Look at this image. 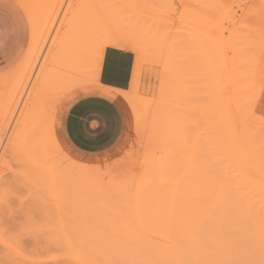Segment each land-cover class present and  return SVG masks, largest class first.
<instances>
[{"label": "rangeland", "instance_id": "1", "mask_svg": "<svg viewBox=\"0 0 264 264\" xmlns=\"http://www.w3.org/2000/svg\"><path fill=\"white\" fill-rule=\"evenodd\" d=\"M253 5L0 0V222L66 237L40 263L264 264V8ZM120 45L135 55L115 96L123 137L81 155L61 116L96 81L105 48ZM224 136L240 158L218 155ZM210 177L230 186L224 219L213 220Z\"/></svg>", "mask_w": 264, "mask_h": 264}, {"label": "crops", "instance_id": "2", "mask_svg": "<svg viewBox=\"0 0 264 264\" xmlns=\"http://www.w3.org/2000/svg\"><path fill=\"white\" fill-rule=\"evenodd\" d=\"M12 43H9L3 65L13 62ZM134 62L132 51L106 47L96 81L68 97V107L61 116L59 127L75 152L84 156L96 155L120 143L124 134V117L114 96L130 87Z\"/></svg>", "mask_w": 264, "mask_h": 264}, {"label": "bare ground", "instance_id": "3", "mask_svg": "<svg viewBox=\"0 0 264 264\" xmlns=\"http://www.w3.org/2000/svg\"><path fill=\"white\" fill-rule=\"evenodd\" d=\"M120 3V2H119ZM262 3H263V6H262ZM72 4V3H71ZM258 5V7L259 8H261V7H263L264 8V0H254V5H253V7H255V6H257ZM98 6V5H97ZM93 8V7H92ZM102 12V11H101ZM100 12V13H101ZM67 13V12H66ZM96 13H98V12H96ZM88 14V13H87ZM86 14V15H87ZM97 15V14H96ZM100 15V14H99ZM90 16V15H89ZM84 17V16H83ZM86 17V16H85ZM91 17V16H90ZM89 19V18H88ZM94 19V18H93ZM92 18H91V21L93 20ZM75 20V19H74ZM80 20V19H79ZM65 21V20H64ZM96 21H98L97 19H96ZM100 21V20H99ZM99 21H98V23H99ZM95 21H93V23H94ZM83 23V22H82ZM85 23H87L86 21H85ZM91 23V22H90ZM62 24V23H61ZM88 24V23H87ZM90 25H93V24H90ZM73 26V25H72ZM83 26V25H82ZM85 26H88V25H85ZM94 26V25H93ZM99 26V25H98ZM97 27V26H96ZM77 29H78V27H77ZM92 29V28H91ZM86 30H88V29H86ZM95 30H97V29H95ZM75 31V30H74ZM90 32V31H89ZM92 32V31H91ZM97 32H98V30H97ZM97 32H94V34L95 33H97ZM83 33V32H82ZM92 34H93V32H92ZM91 34V37H93L94 36V34L92 35ZM74 35V34H73ZM89 36V35H88ZM70 37V36H69ZM76 37V36H75ZM84 37H85V35H84ZM77 38V37H76ZM87 38V37H86ZM97 38V37H96ZM117 40V39H116ZM120 40V39H119ZM118 40V41H119ZM12 41V40H11ZM71 41H72V39H71ZM117 41V42H118ZM114 42H115V38H114ZM113 42V43H114ZM116 42V43H117ZM121 42H122V40H121ZM124 42V41H123ZM69 43V42H68ZM106 43H108V41L106 42ZM115 43V44H116ZM109 44V43H108ZM125 44H126V42H125ZM105 45H107V44H105ZM126 46V45H125ZM105 47V46H104ZM104 47L102 48L103 50H104ZM121 47V45L118 47V48H120ZM123 48H124V46H122ZM131 47V46H130ZM132 48V47H131ZM52 49V48H51ZM127 49V48H126ZM135 49V48H134ZM139 49V48H138ZM100 51H98V53H99ZM139 52H140V50H139ZM101 53V52H100ZM99 53V54H100ZM137 53V52H136ZM103 55V54H102ZM99 56H101V55H99ZM95 57H97L98 59H99V57H98V55L97 56H95ZM97 58H95L96 59V63L98 62V59ZM102 59V58H101ZM101 59H99L100 60V63H101ZM94 60V59H93ZM95 61V60H94ZM94 61L92 62L91 61V63L92 64H94ZM75 62V61H74ZM79 62V61H78ZM100 63H98V65L100 64ZM70 64V63H69ZM75 64V63H74ZM73 64V65H74ZM79 64V63H78ZM95 65H97V64H95ZM94 65V67H96ZM97 65V66H98ZM93 66V65H92ZM99 68H100V66H99ZM98 69V68H97ZM96 69H94V71H95ZM97 72H99V69H98V71ZM96 72V73H97ZM94 73V72H93ZM98 74V73H97ZM110 96V95H109ZM114 100H116L115 99V96H114ZM67 103V106L66 107H68V103H69V101L68 102H66ZM62 109V108H61ZM66 110V109H65ZM43 115V114H42ZM46 116V115H45ZM45 119V118H44ZM44 123H46V122H44ZM59 126H60V124H59ZM47 129V128H46ZM225 130H227V129H225ZM50 131V130H49ZM221 132H223L222 131V129L220 130ZM46 133V132H45ZM49 133H51V132H49ZM224 133V132H223ZM222 134V133H221ZM220 134V135H221ZM226 134V133H225ZM219 135V136H220ZM47 136V135H46ZM222 136H223V134H222ZM48 137V136H47ZM225 137V136H224ZM223 137V138H224ZM226 138L227 137H225V140H223V142L220 144V148H221V150L219 151L218 150V155L222 158V155H223V158L222 159H226V158H228L229 156H230V154H231V152H232V150L234 151L233 153H234V155H235V157L237 158H240V156L243 154V150L242 149H240V148H237L236 147V144H233V143H235V141L232 143L231 141H229V139L227 138V140H226ZM49 139V138H48ZM222 140V139H221ZM214 141V140H213ZM219 141H220V139H219ZM215 142V141H214ZM237 142V141H236ZM46 143V142H45ZM214 144H216V143H214ZM48 146V145H47ZM215 147H217V146H215ZM223 149V150H222ZM223 151V152H222ZM32 152H33V148H32ZM31 152V153H32ZM222 152V153H221ZM46 153V152H45ZM214 153V152H213ZM224 153V154H223ZM34 154V153H33ZM32 154V155H33ZM211 154V153H210ZM222 154V155H221ZM32 155H30L32 158H33V156ZM215 155H216V153H215ZM31 158V160H32V167H33V169H36V168H38L37 167V163L34 161V159H32ZM34 158H35V156H34ZM221 159V160H222ZM224 160H222V162H224ZM211 162V161H210ZM215 162L216 161H214L213 162V164H214V166H213V168H214V171H213V168H210L211 170H212V172H211V174H212V176L211 177H214L215 178V176H217V177H219V178H221L223 175H221V173H223L222 171H223V169L222 168H220V169H222L221 171H220V174H219V167H221V166H219V164H218V159H217V164H215ZM212 164V165H213ZM221 165V164H220ZM211 166V165H210ZM215 166H219V167H215ZM223 167V166H222ZM217 168V169H216ZM216 169V170H215ZM210 170V171H211ZM216 171H218V172H216ZM216 173H218V174H216ZM214 175V176H213ZM220 175H221V177H220ZM210 177V178H211ZM212 181V178L210 179V186H209V188H211L212 189V193H211V195H209V201H210V204H211V201H212V212H213V214H214V218H213V220L214 219H217L216 217H220L221 219H224L223 217H221V216H219V213L220 212H222L223 214H226V213H224V212H228V198H229V188H230V186H229V184H225L226 183V181L225 180H222V181H220L219 180V182H216L215 183V185L211 182ZM215 182V181H214ZM211 183L213 184V186L211 185ZM212 196V197H211ZM226 202H227V204H226ZM224 206H226V207H224ZM217 209V210H216ZM218 210H219V212H218ZM221 210H223V211H221ZM225 210V211H224ZM227 210V211H226ZM216 211V212H215ZM209 212H210V210H209ZM216 213V214H215ZM222 213H220V214H222ZM212 214V215H213ZM216 215H218V216H216ZM210 217V216H209ZM227 217V216H226ZM221 219L219 220V221H221ZM217 221V220H216ZM218 221V223L219 224H217V226L218 225H220L222 222H223V220H222V222L220 223ZM225 222H226V220H225ZM225 222H223V224H226ZM222 224V225H223ZM221 225V226H222ZM182 226H184V229H186V228H188V226L186 227L185 225H182ZM214 229V228H213ZM222 229V228H221ZM218 230H219V228H218ZM180 231V230H179ZM182 231V230H181ZM180 231V232H181ZM219 231H221V230H219ZM182 233H183V231H182ZM7 236V241L8 242H6V238L4 239L3 238V236ZM193 236V235H192ZM185 237L186 236H184V238L183 239H185ZM187 238H189V236H187L186 237V239ZM185 239V240H186ZM190 240V242H189V244H192V242L194 241V242H197V241H195V240H193L194 239V237H191L190 236V238H189ZM193 241H192V240ZM55 240H57V241H62V243H60V244H62V245H64V243L63 242H65L66 241V243H65V246L67 245V240H66V237L65 236H63L62 237V239H54V238H52V237H50V236H47V237H44V238H39V236H37V235H33V233L31 232V231H27V230H20L19 229V227H18V225H16V224H7V223H4V222H0V264H53V263H51V261H48V259L46 260V261H44L43 263H40L39 262V260L40 259H38V256H39V258H40V255H43L42 254V252L45 254H47L48 252L47 251H49L51 248L54 250V246H55ZM187 241V243H188V240H186ZM192 241V242H191ZM39 242H40V244H43V245H38L39 244ZM42 242V243H41ZM193 242V243H194ZM198 243V242H197ZM197 243H194V244H197ZM191 247L193 246V245H190ZM197 246H199L198 244H197ZM197 246H195V248L197 247ZM54 247V248H53ZM61 248H63V247H61ZM66 248V247H65ZM43 251H42V250ZM59 249V248H58ZM39 250V251H38ZM40 250H41V252H40ZM26 252V254L24 255V254H21L22 252ZM44 251H46V252H44ZM71 251V250H70ZM74 251V250H73ZM41 253V254H38V253ZM74 253H75V251H74ZM27 254H29L28 256H26ZM48 255H49V253H48Z\"/></svg>", "mask_w": 264, "mask_h": 264}]
</instances>
